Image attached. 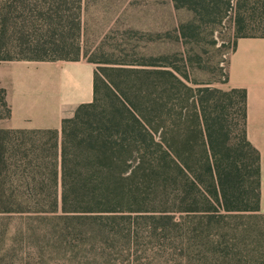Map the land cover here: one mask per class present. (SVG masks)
<instances>
[{
  "label": "trees",
  "instance_id": "1",
  "mask_svg": "<svg viewBox=\"0 0 264 264\" xmlns=\"http://www.w3.org/2000/svg\"><path fill=\"white\" fill-rule=\"evenodd\" d=\"M85 1L0 0V61L80 60ZM175 1L209 23L232 5ZM247 20L236 42L264 37ZM178 56L122 63L106 98L95 70L94 101L60 130L0 128V264H264L263 234L243 236L264 216L247 91L190 86Z\"/></svg>",
  "mask_w": 264,
  "mask_h": 264
},
{
  "label": "rangeland",
  "instance_id": "2",
  "mask_svg": "<svg viewBox=\"0 0 264 264\" xmlns=\"http://www.w3.org/2000/svg\"><path fill=\"white\" fill-rule=\"evenodd\" d=\"M262 2L231 0L223 20L209 23L203 20L201 7L184 6L175 0H86L79 56L96 62V71L105 81L101 85L103 98L108 95L106 85L112 86L110 79L113 83L125 81L126 86L130 78L114 68L172 54H179L177 64L183 71L187 70L181 57H189L190 86L229 90L225 81L236 43L237 16L241 12L248 18L246 34H261ZM250 222L254 230L243 232V236L254 239L261 233L264 238V216Z\"/></svg>",
  "mask_w": 264,
  "mask_h": 264
},
{
  "label": "crops",
  "instance_id": "3",
  "mask_svg": "<svg viewBox=\"0 0 264 264\" xmlns=\"http://www.w3.org/2000/svg\"><path fill=\"white\" fill-rule=\"evenodd\" d=\"M95 70V64L85 58L0 61V88L6 90L12 111L9 119L0 120V128L60 130L63 119L71 117L79 105L94 101ZM228 80L229 88L247 91V136L260 153V211L264 214V37L237 40Z\"/></svg>",
  "mask_w": 264,
  "mask_h": 264
}]
</instances>
